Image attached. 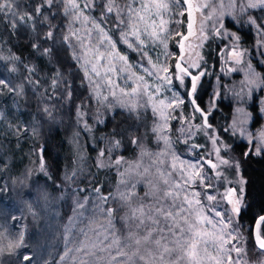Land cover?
<instances>
[{
    "label": "rangeland",
    "instance_id": "obj_1",
    "mask_svg": "<svg viewBox=\"0 0 264 264\" xmlns=\"http://www.w3.org/2000/svg\"><path fill=\"white\" fill-rule=\"evenodd\" d=\"M16 1L13 2V10L15 5H18ZM190 1L193 24L191 36L184 42V54L181 63L186 67L193 64L198 65L195 68L189 67L193 74L204 73L197 81L196 92L192 93V99H195L196 102L203 94V84H209V91H207L202 103V109H208L211 112L208 116L207 125H210V118L217 110L219 102L231 106V115L222 128L221 134L216 128L207 127L201 118V114L194 111V107L188 98L190 88L188 77H184L183 84L176 79L178 74L176 71L177 58L182 44L181 36L178 34L185 36L188 28V16L184 3L182 4L179 0H134V2L133 0H111L109 5V0H92V7L83 9L82 13L73 11L68 0L63 3L65 37H68V40L64 41L68 46L72 60L82 73V86L86 88L87 92L75 111L73 120L76 127L91 132L94 120L101 118L102 113L107 111L109 114L115 109H121L135 117L146 113L151 115L150 127L154 134L152 148L145 144L146 139L135 142L136 151L132 158L121 154L123 148L118 137L107 138V143L98 150L96 167L101 172L106 173V180L107 171H110L111 174H115L118 181L115 183L112 197L108 199L107 203L101 202V208L106 207L103 211L100 205L95 204L96 202H89L91 198L89 201L82 200L77 198L78 196L75 197V193L70 196L71 199L68 198L70 202L73 201V216L70 217L72 221L71 224H68L69 226L63 225V228H66L65 233L72 235L79 220L82 222L84 220L87 226L79 232V241L81 242L75 248L70 244L67 246L63 259L65 264H112L111 258L116 255V246L109 249L108 243L116 238L121 241L122 245H128L124 251L129 255L139 248L138 255L145 258L139 264H187L186 259H177L183 256V252L179 248H176L171 255L164 254L161 260L160 255L163 253V247L165 245L169 248L173 247L172 237L168 236L166 240L161 239L162 235H166V232L162 234L157 230L153 231L151 239L145 242L142 238L157 226L145 220V224L138 227L139 220L132 218V210L143 204L147 212L149 205H156L158 198L163 196L167 187L162 182L161 173H167L172 163H176L179 168L182 161L191 162L199 157H204L219 164L215 148H220V156L228 159L230 164L238 165V168L233 169L227 165H220L218 170L222 173L223 179L218 178L214 170L205 168L208 175L212 177L211 183L216 186L220 193H224L229 186L242 187L244 191L241 194L240 207L241 209L245 207V180L241 174L238 158L233 155L230 146L222 137L226 133L229 137L244 142L247 145L245 153L247 156V152L252 149L249 140L250 138L255 139V136L251 134L259 135L264 131V86L255 87L251 95L247 94L248 87L245 86L243 93H241L242 82L246 80L249 71L246 67L248 63H251L253 71L264 78V55H262L264 53V29L261 28V25H264V8L260 6L256 8L247 7L250 2L258 3V0H238L235 4L232 3V0ZM86 2L87 0H76V3L81 7ZM158 4H167L168 7L167 9L157 8ZM99 5L104 9H99ZM129 5L134 9L131 16L127 15ZM241 5L245 6L244 11H241ZM106 6H112L113 13L105 14ZM66 8L68 9L67 15H65ZM118 11L123 14L122 18L125 21L124 24L119 25V28H117L118 21L115 19ZM181 13L185 14V20ZM256 13L259 15V22L256 19ZM0 14L12 22L15 19L11 13ZM76 16H79L78 20L75 19ZM141 17L142 19H140ZM252 20H255V23H252ZM97 24L114 41H120L122 32L130 34L131 31L138 30L140 39L143 40V46L139 49L135 47L129 49L126 44L119 42L117 48L112 49L106 40L101 43L103 33L100 28L96 27ZM216 29H219V32ZM241 30L251 31L252 45L244 44V40L239 34ZM153 32L156 33L155 37L150 35ZM72 33L76 35L74 36ZM129 39L132 40L134 37L129 35ZM210 47L212 48L210 49ZM233 48L243 53L240 64L235 63ZM214 49L217 59V68L214 69L217 71L215 73L212 72L213 66L206 56L209 50L213 51ZM99 52H103L104 57L98 60ZM109 52H119L120 55L126 56L127 63L115 59V56L109 57ZM8 56L6 57L3 52H0V63H9L12 73L2 72L0 76L3 75L4 77H0V79L5 81L8 79L9 82L14 83L18 79H15L16 75L20 76L19 67L12 68V56ZM109 60L115 64L117 71H108L111 66ZM93 64L96 65L100 75L97 76L92 73ZM122 67H126L125 72L119 71ZM163 68H168L169 72H163ZM179 75L183 74L179 73ZM128 76H131L132 79L128 80L126 78ZM165 76L172 77L171 84L164 79ZM137 86L139 87L135 96L125 95V93L130 94L132 88ZM41 93L48 99L51 96L55 97L52 92L46 93L42 90ZM237 93H241V95H237ZM45 97L40 96L39 105L48 109L51 106L48 105L49 100H46ZM161 100L164 101L163 105L160 103ZM180 100H183L184 103L177 107L176 105ZM170 101L173 104L171 108L167 107ZM253 101H256L258 105V114L261 120L255 129L250 128L252 114L249 108ZM238 109H243V113L238 112ZM244 113L248 114L246 120ZM241 121L244 122L241 123ZM234 122L235 128H233ZM241 129L247 130L244 135H241ZM77 132L80 133L79 130ZM133 133L135 130L129 134L130 138H133L131 136ZM162 137L167 138L170 146L165 144ZM213 138L217 140L215 145L212 143ZM117 142H119L118 147L116 146ZM80 144L76 143L73 148L76 159H81L80 162L74 163L75 166L78 164V173L76 176L74 171L64 175L62 184L57 185L60 191L58 202L66 201L67 196H63V192L78 184L86 172L85 169H82L85 158L78 152L82 151L83 148ZM192 145L197 147L193 148ZM102 152L103 155H101ZM252 155L259 157L264 153L256 154L253 151ZM176 157L179 159L177 160ZM117 160L120 162L116 163ZM41 163L43 164L42 160ZM172 179H178V176L173 174ZM241 180L243 183H240ZM171 182L170 180L169 184ZM26 186L28 185L24 180L15 183L13 191L19 188L22 191ZM197 190L203 192V189ZM94 193L101 195L100 190L99 192L94 190ZM130 193H135L130 200L126 201L121 198L122 194L128 195ZM201 199L206 205L205 213L208 205L217 203L221 210L228 211L232 215L233 223L228 226L225 232L233 228L236 230L231 237L225 235V240L228 242L223 243L218 239L221 235L220 228L223 225H218L216 228L205 224L197 225L202 232L211 234L200 240L198 244L197 251L201 258V264H215V260L211 259L212 257L221 260L222 264H228V253L234 243L243 249L238 264H264V255L259 253V250H256L258 253L252 251L248 246L245 228L241 229L237 215L231 213L232 205H229L219 195L217 200L212 202L204 201L203 196ZM105 204L107 205L105 206ZM90 205L94 207L91 212L86 210ZM108 209L113 210L111 218L106 215ZM4 211V207L0 205V222H2L0 225V264H18L9 255L10 250H12L11 246L15 247L16 245V243L11 242V237L16 233L11 232L6 221L2 219L6 215L3 214ZM195 218V216H191L189 220H195ZM109 219H111V225H109ZM219 219L215 218L213 223ZM163 224L164 221L160 218V225L163 226ZM93 225L97 226L98 229L92 228ZM236 233L239 235L237 236ZM105 235L109 237V241L104 240ZM136 239H141L140 245L135 244ZM157 239H161L159 246L155 244ZM205 239L209 241L207 245L204 243ZM222 243L223 246L221 247ZM98 251H101L100 255L98 254L99 257L95 258V252ZM70 256L72 258H69ZM231 257L233 261L238 259L234 251L231 252Z\"/></svg>",
    "mask_w": 264,
    "mask_h": 264
},
{
    "label": "trees",
    "instance_id": "obj_2",
    "mask_svg": "<svg viewBox=\"0 0 264 264\" xmlns=\"http://www.w3.org/2000/svg\"><path fill=\"white\" fill-rule=\"evenodd\" d=\"M179 1L183 4L182 0ZM16 2L15 28L12 21L0 14V52L6 57L12 56L11 66L19 67L20 73V76L16 75L15 79H18L14 83L6 78L9 87L0 86V205L4 207L3 214H6L2 219L6 221L8 229L16 233L11 237V242L16 245L11 246L9 255L18 264H65L63 259L67 246L70 244L75 248L81 242L80 230L87 226L84 220H79L72 235L65 233L66 228L63 227L71 224L70 217L73 216V201L70 202L68 198L75 193V197L82 200L89 201L91 198L89 202H96L101 208V197L111 198L118 180L110 171H107L106 180V173L98 170L95 165L98 150L110 137H118L123 148L121 154L130 158L136 151L134 141L146 139L145 144L152 148V117L148 113L135 117L125 110L115 109L109 114L107 111L99 113L101 118L94 120L91 132L78 129L73 119L77 106L87 92L82 86V73L64 41L63 3L54 0L49 8L45 0ZM37 8H40L39 14ZM99 9L104 8L99 5ZM256 14L259 22V15ZM29 15L31 20L27 19ZM21 16L25 17L23 24L19 20ZM185 17L184 14L182 18L185 20ZM228 26L232 28L230 24ZM50 31L52 37L48 38ZM239 34L244 44L252 45L251 31L241 30ZM206 56L215 73V49L209 50ZM10 69L9 63H0V73L10 74ZM203 85V94L196 102L200 108H203V99L209 91V84ZM42 90L52 92L55 97L46 98ZM40 96L49 100L51 107L42 108L39 105ZM249 110L252 114L250 128L255 129L261 122L256 101ZM230 115L231 106L219 102L209 121L211 127L221 134ZM132 130L135 133L130 138ZM222 138L238 158L245 180V207L237 215V221L241 229L245 228L248 246L257 252L249 229H252L254 218L264 215V155L245 156L247 145L244 142L226 133ZM76 143L82 144V151L78 152L85 158L82 169L86 172L78 184L63 192V196H67L66 201L58 202L60 191L57 185L62 184L64 175L73 171L75 176L78 173V164L75 166L74 163L81 159L74 156ZM41 160L43 169L40 168ZM23 180L28 186L22 191L19 190L21 188L13 191V185ZM96 189L100 190V196L94 193ZM101 209L105 210L106 207ZM86 210L91 212L94 207L90 205ZM92 228L98 229L94 225ZM100 252H95V258L99 257Z\"/></svg>",
    "mask_w": 264,
    "mask_h": 264
},
{
    "label": "snow or ice",
    "instance_id": "obj_3",
    "mask_svg": "<svg viewBox=\"0 0 264 264\" xmlns=\"http://www.w3.org/2000/svg\"><path fill=\"white\" fill-rule=\"evenodd\" d=\"M13 2L14 0H0V13L3 14H9L13 17H16V12L13 10ZM49 8L52 6L54 0H46ZM65 0H61V3H64ZM134 2V0H133ZM183 3L187 4L189 0H182ZM238 0H232V3H237ZM68 3L72 5V10L76 12H81L83 9H90L92 7V0H87V2L81 7L76 3V0H68ZM111 4V0H109V5ZM262 7L264 8V0H258L257 2H250L247 7L248 8H256V7ZM167 4H158L157 8H164L167 9ZM241 11H244L245 6L241 5ZM36 12L40 13V8L36 9ZM134 12V9L131 7V5L128 6L127 9V15L131 16ZM113 13V7L112 6H106L105 14H111ZM68 14V9H65V15ZM122 13L120 11L117 12L115 19L118 21L117 28H119V25L124 24L125 21L122 18ZM183 15V13H181ZM190 15V13H189ZM223 15V13H222ZM211 18V17H209ZM28 20H31L32 17L29 15L27 17ZM75 19H79V16H76ZM142 19V17L140 18ZM20 23H25V17L21 16L19 17ZM85 20H87V17H85ZM252 23H255V20L251 21ZM102 23V22H101ZM13 28L16 27V24L13 22L12 24ZM97 28H100V31L103 33L101 43L106 40L108 44L111 46L112 49L117 48V44L119 42H122L127 45L129 49H133L134 47L136 49H139L143 46V40L140 39V35L138 34V30H133L131 33H121V39L120 41H114L111 36L108 35V33L104 32L103 28L100 27L99 24L96 25ZM189 28H191V24H189ZM261 28L264 29V25H261ZM217 32H219V29H216ZM72 35H76L75 33H72ZM129 35L134 37V39L130 40ZM151 36L155 37L156 33L153 32L150 34ZM181 36V39H187L186 36L183 34H178ZM47 36L49 38L52 37V32H48ZM65 40H68V37L66 36L64 38ZM83 43V42H81ZM183 47V45H181ZM232 53L235 56V63L240 64L242 62V55L243 53L238 52L235 48L232 49ZM264 55V53H262ZM109 57L115 56V59L119 61L127 63V57L120 55L119 52H109ZM104 57L103 52H99V55L97 59H102ZM110 67L108 69L109 72H115L117 71L116 66L114 63H112L111 60H109ZM189 67L195 68L198 67V65L193 64L188 67L184 66L181 62H177L176 64V71L177 76L176 79L179 80L181 84L184 83V77H188L190 81V87L191 92L195 93L197 88V81L200 80L201 76L204 75V73H198L193 74ZM247 69L249 70L246 76V80L242 82L241 87V93H243L244 87H248V95H251L252 91L255 87L264 86V78H261L255 71L252 70L251 63H248L246 65ZM92 73L95 75H100V73L96 69V65L93 64L91 68ZM120 72H125L126 67H122L119 69ZM163 72L168 73V68H163ZM179 73H182L183 75H179ZM87 75V72L85 73ZM128 80H131L132 77L128 76L126 77ZM143 79L142 77L140 78ZM164 79L167 80L169 84L172 83V77L171 76H165ZM111 83V81H109ZM0 86L9 87L8 82L0 79ZM138 87H133L132 92L125 93V95H132L135 96L137 94ZM159 91V89H157ZM241 93H237V95H241ZM187 94V93H186ZM113 96H115V93H113ZM107 99V97H105ZM160 103L163 105L164 101L161 100ZM184 103L183 100H180L179 103L176 105L177 107L179 104ZM194 105V111L199 112L201 114V118L204 120L205 125H207L208 116L211 114L210 110L208 109H202L199 106H196L195 99H192L190 101ZM135 107V105H133ZM167 107L171 108L173 107L172 102L170 101L167 104ZM156 111V109H153ZM238 112L243 113V109H238ZM163 115V113H161ZM248 114L244 113L245 120L247 119ZM244 121H241L243 123ZM87 127V125H86ZM207 127H211V125H207ZM236 127V124L234 122L233 128ZM227 131V129H225ZM246 129H241V135H244ZM255 136V139L249 140V142L252 144V149L247 152V155L251 156L253 151L256 154L264 153V131H262L259 135L251 134ZM165 141V144L170 146V142L167 140L166 137H162ZM135 143V141H134ZM212 143L215 145L217 143V140L215 138L212 139ZM116 146H119V142L116 143ZM193 148H196V145H192ZM220 148H215V154L217 157V160L219 161V164L214 162L212 159H207L204 157H199L194 161L191 162H184L182 161L180 163L179 168L177 167L176 163H172L170 165V170L167 173H161L162 182L166 187V190L163 192V196L159 197L157 200L156 205H149L148 211H145V206L141 204L139 207L132 210V218L139 220V226L145 224V220L150 221L153 225H156L157 227L153 229L152 231H149L142 239L147 242L151 239L153 231H159L160 233L164 234L166 232V235H162L161 239H168V236L172 237L171 243L173 244L172 248L167 247L166 245L163 247V253L160 255V259L162 260L164 257V254L171 255L173 251H175L176 248H179L183 252V256L178 257L177 259H186L187 264H201V258L199 257L197 248L200 240L204 239V237L211 235L210 233L202 232L200 228L197 227L199 224H205V225H211L213 228H216L218 225H223L222 228H220L221 235L218 237L220 241L223 243H227L228 241L225 240V235L231 237L233 233L236 232V230L233 228L227 232H225L226 229H228V226L233 223L232 215L226 211L221 210L219 208L218 203L214 205H208L207 211L205 213L206 205L203 203L201 197L203 196L204 201L212 202L217 200V196H221L222 199L226 200V202L229 205H232L231 213L239 215L241 212V200L244 189L242 187L237 188L233 186L227 187L226 191L224 193H220L215 185L211 183L212 177L208 175V173L205 171V168L209 170H214L215 174L218 178L223 179L222 173L218 170L220 165H227L233 169L238 168V165L230 164L228 159H224L220 156ZM103 155V152L101 153ZM178 160L179 157H176ZM120 161L117 160L116 163H119ZM186 165V166H185ZM41 169H43V164L41 163ZM173 174L178 176V179H172ZM172 181L171 184H169V181ZM240 183H243L241 180ZM135 187V185H133ZM197 189H203V192ZM97 192H99V189H96ZM158 191V189H157ZM151 194V193H149ZM135 193H130L128 195L122 194V199L124 200H130L132 196H134ZM148 195V194H146ZM109 197L108 196H102L101 200L107 203ZM83 207V205H81ZM103 211V209H102ZM112 209H108L106 212V215L111 218L112 217ZM195 216V220H189V217ZM160 218L163 219L164 224L163 226L160 225ZM215 218H220L216 223H213ZM226 218V219H225ZM109 225H111V219H109ZM254 228H255V240L257 244V248L261 251V254L264 255V215H261L258 220L254 218ZM252 231V229H249ZM238 236L239 233H236ZM161 239L155 240L156 245H161ZM105 241H109V237L107 235L104 236ZM205 245L209 243L208 240H204ZM223 243L221 247L223 246ZM238 243V241H237ZM136 245L141 244V239L135 240ZM112 246H116V255L112 256V264H139V262L144 261V256L138 255L139 248H137L136 251L132 252L131 255H129L126 251H124L125 247H128V245H122L121 241L116 238L112 239L108 243V248L111 249ZM235 252L237 254V261H233L231 257V252ZM243 252V249L241 247H238L236 243L232 244L229 253H228V264H238V260L241 257V253ZM27 259V257H25ZM211 259L215 260V264H222V261L219 259H216L215 257H212Z\"/></svg>",
    "mask_w": 264,
    "mask_h": 264
},
{
    "label": "water",
    "instance_id": "obj_4",
    "mask_svg": "<svg viewBox=\"0 0 264 264\" xmlns=\"http://www.w3.org/2000/svg\"><path fill=\"white\" fill-rule=\"evenodd\" d=\"M184 6H185V8H186V10H187V16H188V28H187V32H186L185 36H186L187 38H189V37L191 36V28H192V24H193V12H192V4H191V1L189 0V2H188L187 4L184 3ZM189 13H190V15H189ZM189 24H191V28H189ZM185 40H186V39H183V40H182V44H181V45H183V47H181V49H180V54H179V57L177 58V62H181V58H182V56H183V54H184V42H185ZM188 79H189V78H188ZM189 83H190V81H189ZM188 98H189V101L192 100L191 87L189 88V91H188ZM191 104H192V103H191ZM192 106L194 107L193 104H192ZM196 106H197V105H196ZM199 114H200V113H199ZM259 217H260V216H259ZM259 217H257L256 219L258 220ZM252 239H253V243H254L256 249L259 250V249L257 248V244H256V240H255V228H254V223H253V226H252ZM259 251H260V250H259Z\"/></svg>",
    "mask_w": 264,
    "mask_h": 264
}]
</instances>
